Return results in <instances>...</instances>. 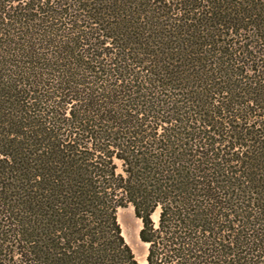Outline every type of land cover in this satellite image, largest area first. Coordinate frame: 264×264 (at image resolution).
Segmentation results:
<instances>
[{
  "label": "trees",
  "instance_id": "1",
  "mask_svg": "<svg viewBox=\"0 0 264 264\" xmlns=\"http://www.w3.org/2000/svg\"><path fill=\"white\" fill-rule=\"evenodd\" d=\"M264 264V0H0V264Z\"/></svg>",
  "mask_w": 264,
  "mask_h": 264
},
{
  "label": "rangeland",
  "instance_id": "2",
  "mask_svg": "<svg viewBox=\"0 0 264 264\" xmlns=\"http://www.w3.org/2000/svg\"><path fill=\"white\" fill-rule=\"evenodd\" d=\"M117 216L125 241L131 247L137 261L140 264H145L148 245L140 240L139 232L142 225L140 220L135 217L133 207L120 208Z\"/></svg>",
  "mask_w": 264,
  "mask_h": 264
}]
</instances>
